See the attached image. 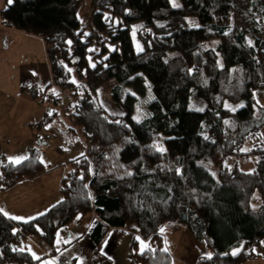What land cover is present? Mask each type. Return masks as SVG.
<instances>
[{
    "label": "trees",
    "instance_id": "1",
    "mask_svg": "<svg viewBox=\"0 0 264 264\" xmlns=\"http://www.w3.org/2000/svg\"><path fill=\"white\" fill-rule=\"evenodd\" d=\"M88 1L85 26L77 16L84 0H14L0 12L6 26L42 40L51 86L68 96L60 107L56 94L59 109L37 125L86 144L63 164L61 201L26 222L0 214V264L46 263L59 255L61 232L90 213L93 245L110 230L128 231L136 264H170L164 226L185 229L207 252L197 264L254 257L264 240V142L241 147L264 125V112L255 116L263 109L264 0H176L179 8L170 0ZM152 63L156 83L135 71ZM104 89L119 114L100 101ZM50 168L38 149L18 165L2 161L0 191Z\"/></svg>",
    "mask_w": 264,
    "mask_h": 264
},
{
    "label": "crops",
    "instance_id": "2",
    "mask_svg": "<svg viewBox=\"0 0 264 264\" xmlns=\"http://www.w3.org/2000/svg\"><path fill=\"white\" fill-rule=\"evenodd\" d=\"M7 5V0H0V12ZM32 38L34 36L6 26L0 18V165L2 161L9 162V157H30L33 150L38 149L40 161L52 167L37 178L0 191V209L9 214L2 215L8 219L20 217L22 219L11 220L23 222L43 215L62 200L59 183L63 164L86 152L83 139L76 143L78 148L81 147L80 151L69 150L66 134L50 125L44 129L37 125L46 112L57 111L59 107L53 101L56 94L47 95V90L52 87L49 64L35 60L37 57L30 53L35 47ZM16 39L27 48L26 53L9 52ZM18 54L20 59H17ZM35 61L37 64L34 65L38 66L34 67ZM31 69L34 75L32 71L29 73ZM35 89L39 92L38 97L32 94ZM94 220V214L90 213L61 232L56 248L60 249L59 254L67 256L68 264H136L131 253L133 234L123 229L110 230L103 243L95 247L89 237ZM164 229L161 234L170 254V264H197L199 257L207 256L185 229ZM42 264L50 262L46 260ZM242 264H264V240L254 249V257Z\"/></svg>",
    "mask_w": 264,
    "mask_h": 264
},
{
    "label": "rangeland",
    "instance_id": "3",
    "mask_svg": "<svg viewBox=\"0 0 264 264\" xmlns=\"http://www.w3.org/2000/svg\"><path fill=\"white\" fill-rule=\"evenodd\" d=\"M177 3V1H176ZM89 13H90V7H89V1L88 0H84V2L82 3V5L79 7L78 11H77V16H78V19L80 20V23L81 25L85 26L88 22H89ZM90 28L89 27H86V31H88ZM135 29V26H133V30ZM14 30V29H13ZM16 32H21V31H18V30H15ZM18 34V33H17ZM18 38V37H17ZM31 40L34 41V44H35V47L31 50L30 53H34V55L37 57L35 58V60H41L43 62H47L48 63V60H47V57H46V54H45V51H44V47H43V42L40 38H32ZM138 43H136V46H137ZM217 44V40H214V41H211L209 43V46L211 48H214ZM137 48V47H136ZM28 50L27 48L23 45V44H20L18 42V39H16V42H15V45L10 49L9 52H17L19 54H23V53H26ZM20 57H17V59H20L21 58V55H19ZM26 56L23 55V60L25 61V63L27 64V58L24 59ZM13 62L16 63V59H13ZM31 63V62H29ZM219 63L221 64V60H219ZM34 64H37V61H35ZM46 64V63H45ZM35 66H38V65H34ZM32 69L29 71V73H31ZM135 71H140L142 72L146 77L147 79L152 82V83H156L159 79V74H158V71H159V64L157 63H152L146 67H136L135 68ZM32 75H34V70L32 71L31 73ZM37 92L38 90L35 89ZM48 93H51V94H59L60 96V107L62 104H65L66 101H67V95L63 94L62 92H60L57 88L55 87H51L49 90H47V95ZM100 101H102L104 107L107 109V111L112 114V115H116V114H119V111L109 102V94H108V89H104L102 92H101V95H100ZM258 104L261 105L264 109V90L261 92V97H258ZM261 110L259 109L257 111V113L255 114V116L258 118V117H262L263 115V112L264 110ZM247 140H249L248 143H245L243 144V146L241 147L242 151L244 150H247L250 148V146L253 144V143H257L259 141H262L264 142V125L262 127H260L259 131H257L256 133H253L252 135H250L249 137H247ZM69 145V150H76V151H80L81 147L78 148L77 145L78 144H67ZM251 163L246 165L244 167V170L246 171H249L253 168V164L255 161H256V158H251L250 159ZM233 160L231 161H228L227 163L228 164H232ZM168 226H166L167 228ZM165 228V227H164ZM31 244H33L41 253L43 254H46L45 252H43L37 245H35V243H33L32 241L30 242ZM62 254V253H60ZM65 255V254H64ZM66 256V255H65ZM67 257V256H66Z\"/></svg>",
    "mask_w": 264,
    "mask_h": 264
},
{
    "label": "snow or ice",
    "instance_id": "4",
    "mask_svg": "<svg viewBox=\"0 0 264 264\" xmlns=\"http://www.w3.org/2000/svg\"><path fill=\"white\" fill-rule=\"evenodd\" d=\"M13 2H14V0H7V3H8L9 5H11ZM170 3H171V6H172L173 8H179V7H181L180 4L176 3V0H170ZM105 19H111V18L108 17V16L106 15V16H105ZM161 27H162V25H161ZM135 34H136V33H135V29H134V30H133V37H135ZM85 35H87V34H85ZM67 43H68L69 45H71L72 41L69 40V41H67ZM136 47H137V51H138V52H139V51H143V49L139 46V44H137ZM88 51H94V50H93V49H89ZM105 59H107V57H105ZM90 67H93V68L95 67V64L92 63L91 60H90ZM69 71H71V69H69ZM73 83H75V81H73ZM133 95H135V94L133 93ZM225 107L228 108L229 106H228L227 104H225ZM239 107H243V105H239ZM201 110H202V109H201ZM230 110H231V111H235L236 109H235V108H232V109H230ZM137 111L139 112V109H138ZM133 119H134L137 123H140V121H141V116H140V115H137V116L133 117ZM115 123L119 124L120 121H115ZM206 139H207V137H206ZM151 147H153L157 152H160V153H163V152L165 151V149L163 148L162 145H156V144H154V145H152ZM27 159H28L27 156L9 157V163L12 164V165H18V164L22 163L23 161H25V160H27ZM41 163H43V160H41ZM127 175H128V176H131L132 173H131V172H128ZM82 178H83V177H81V179H82ZM85 187H87V185H85ZM0 214H3L4 216H8V215H9L8 213L4 212L3 209H0ZM10 218H11V219H22V218H20V217H10ZM77 219H79V217H77ZM164 231H165L164 228H161V229H160V232H161V233H163ZM57 236H59V233H57ZM136 239H137L138 241L140 240L139 237H137ZM59 242H60V241L58 240L57 243H59ZM165 242H166V241H165ZM146 249H148V245L145 244L144 241H140V254L143 255V254H144V251H145ZM20 251H24V249H20ZM164 251H167V249L165 248ZM238 252H239V249H234L233 252H232L231 254H232V255H236V254H238ZM32 256H33V259H37V260L40 259V258H39L38 256H36L34 253L32 254ZM209 258H211V257H210V254H209Z\"/></svg>",
    "mask_w": 264,
    "mask_h": 264
},
{
    "label": "built area",
    "instance_id": "5",
    "mask_svg": "<svg viewBox=\"0 0 264 264\" xmlns=\"http://www.w3.org/2000/svg\"><path fill=\"white\" fill-rule=\"evenodd\" d=\"M48 257L50 264H65L67 262V257L64 254H59L56 257Z\"/></svg>",
    "mask_w": 264,
    "mask_h": 264
}]
</instances>
